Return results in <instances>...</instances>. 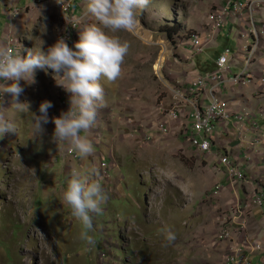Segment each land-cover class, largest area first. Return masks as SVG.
Returning a JSON list of instances; mask_svg holds the SVG:
<instances>
[{"label": "rangeland", "instance_id": "rangeland-1", "mask_svg": "<svg viewBox=\"0 0 264 264\" xmlns=\"http://www.w3.org/2000/svg\"><path fill=\"white\" fill-rule=\"evenodd\" d=\"M4 3L7 9L0 16V50L6 49L11 37L21 46V55L39 47L42 40L46 50L61 36L71 47L80 30L98 23L88 15L74 28L53 3ZM218 5L219 0H148L134 32L114 33L129 42L130 48L120 77L101 81L104 103L97 109L94 126L81 131L94 147L87 157L69 156V142L52 139L55 125L51 117L68 109L70 94L56 84L51 69L47 73L36 70L34 84L20 81L24 91L19 100L30 102L31 111L39 114L40 102L52 101L50 121L40 137L32 128L33 113L17 111L10 94L5 93L0 118L12 122L16 131L0 139V264H221L235 243L247 240L262 249L259 256L252 257L253 264H264V207L245 208L261 194L247 184L231 187L226 169L219 165L224 156L221 149L213 148L209 156L192 149L183 136L191 121L187 119L191 107L176 122L165 119L175 106H183L174 99L176 90H185L193 78L215 70L213 61L227 49L230 57L237 50L244 56L242 47L254 42L251 23L240 20L233 33L230 27L223 28L202 54H194L187 39L192 32L203 39L211 36L210 16ZM254 20L260 48L250 70L261 79L264 61H256L264 53V8ZM241 32L249 37L242 38ZM237 38L241 40L239 48ZM162 53L167 57L157 71ZM239 63L232 64L229 76L240 73ZM56 79L59 83L60 78ZM255 83L245 88L229 86L222 98L234 102V112H250L264 129L260 111L264 108V83L259 81L263 95L255 96L259 100L254 106L236 101L246 98ZM165 123L170 127L167 135L159 132ZM233 133L232 138L237 139L238 133ZM228 141L218 139V147L226 149ZM225 156L231 158L228 153ZM89 168H95L94 178L100 180L107 196L100 204L101 212L91 213V245L80 239L83 226L63 200L72 172ZM217 187L221 190L215 196ZM241 207L245 208L242 217ZM169 228L176 234L172 243L164 236ZM226 231L229 237L224 236Z\"/></svg>", "mask_w": 264, "mask_h": 264}, {"label": "clouds", "instance_id": "clouds-1", "mask_svg": "<svg viewBox=\"0 0 264 264\" xmlns=\"http://www.w3.org/2000/svg\"><path fill=\"white\" fill-rule=\"evenodd\" d=\"M57 2L61 3V0ZM147 3L148 0H88L85 12L98 23L80 30L79 39L73 42V46L70 47L61 36L46 50L43 40L39 47L27 49L24 55H21L22 50L19 54L0 50V103L4 102V94L7 93L17 111L33 113L32 128L40 137L44 125L50 121L48 109L53 107L52 101H41L39 114L31 111L30 102L19 100L24 91L20 81L34 84L36 70L47 73L51 69L56 84L70 94L68 109L62 110L59 116L51 117L55 125L52 139L56 143L69 142L81 158L89 156L94 147L86 136L81 135V131L94 126L97 109L104 103L101 81H115L120 77L121 66L130 48L129 42L122 41L114 33L119 30L134 32L139 12ZM57 77L60 78L59 83ZM15 131L12 122L0 118V139L6 133ZM95 175V168L73 171L63 192V200L83 226L80 239L89 245L94 243L93 236L89 234L92 229L91 213L99 214L100 204L107 199ZM164 236L168 243L176 239L175 232L170 228L165 230Z\"/></svg>", "mask_w": 264, "mask_h": 264}, {"label": "built area", "instance_id": "built-area-1", "mask_svg": "<svg viewBox=\"0 0 264 264\" xmlns=\"http://www.w3.org/2000/svg\"><path fill=\"white\" fill-rule=\"evenodd\" d=\"M33 1L38 5L55 4L67 23L71 24L74 28L78 20L88 18V14L85 12L88 0H61V3H58L57 0ZM262 8H264V0H219V5L210 16L211 36L203 39L200 33L192 32L187 39V43L190 45L194 54H202L208 48L209 44L218 38L223 28L230 23H233V25L239 23L237 21L240 20L251 23L252 30L249 32L255 37L254 42L242 47L244 56L237 50L235 55L230 57L232 53L227 49L217 59L216 70L195 77L185 90H181L185 92L179 90L174 92V99L178 102H183V106H175L173 110L166 113L165 119H167L168 122H176L179 118L185 117L187 108L190 110L191 107V111H189L187 115V119L191 121L186 125L183 136L186 137L192 149L200 154L209 156L213 153L218 125L221 124L227 130L232 118L235 120L234 130L238 133L240 141L246 139V133L248 131L246 126L248 125L256 134L255 138H253L248 145L255 149L260 144H264V129L254 120L251 113L248 111L240 113L233 112L228 100L222 98V94H224L229 86L232 88L236 86L245 88L256 81L254 85L259 84V81L264 83V78H256L255 74L250 70V67L255 62H253V55H255L257 49L260 48L254 15ZM82 9L84 12L81 17H78L77 15ZM76 10L77 12H75ZM241 37L248 38L249 33L241 32ZM239 41L241 40L239 39ZM7 43L6 49L13 52V54H19V50L21 52V46L13 38L10 37ZM242 58L243 60H241ZM239 60H241L240 63L238 62ZM236 63H239L242 68L240 73L229 76L232 73V64ZM4 97H6V94H4ZM3 108L4 102L0 103V112ZM159 132L163 135H167L170 132L169 124L165 123L162 125ZM68 154L69 156L75 157V159L78 158L72 149ZM248 157L249 154L247 153L245 155V160H248ZM237 162L238 161L235 159L232 160L228 156H223L219 159V165L226 169V176L231 187L249 183L243 171V166L241 167ZM101 168L104 170V173H106L107 165L103 163ZM255 188L256 194L261 195L254 196L251 201L247 203L245 207L247 210L264 207V183H260V185H257ZM216 190L217 191L214 193L215 196L220 194L221 187H217ZM245 208L241 207L239 210L241 217L245 213ZM241 227L244 229L245 224L243 223ZM229 233V231H226L224 236L228 235L227 237H229ZM234 245L237 246L221 264H253L251 260L252 257L262 250L258 243L253 244V242L249 240L244 244L235 243Z\"/></svg>", "mask_w": 264, "mask_h": 264}, {"label": "crops", "instance_id": "crops-1", "mask_svg": "<svg viewBox=\"0 0 264 264\" xmlns=\"http://www.w3.org/2000/svg\"><path fill=\"white\" fill-rule=\"evenodd\" d=\"M8 1H10V0H0V16H1V12L4 14V10L7 9V8L4 9V6H5L4 2H8ZM227 27H230V32L233 33L232 29L234 28V25L230 23L226 26V28ZM3 36H4V31H3ZM0 43H3V42L0 41ZM239 43H240V41L237 38V47L238 48H239ZM257 58L258 59H257L256 63H259L260 61H264V53L262 52L259 55V57H257ZM213 62L215 64L214 68L216 70V68H217L216 60ZM207 65L212 66V64H209V62H207ZM213 71H214V69H213ZM261 87L262 86L259 84H256L254 87L251 86V88H249V95L246 96V98L243 97L241 99H240V97H238L236 99V101H238V103L241 104V106H246L248 104L254 106V103H256L254 101L259 100V98L258 97L255 98V96L263 95L262 90L259 91V89ZM244 95H247V94H244ZM222 96L224 97L223 94H222ZM230 103L232 106L231 108L234 109L233 108L234 102H230ZM260 111L264 114V108L261 109ZM234 123H235V120H234V118H232L229 125H228L227 130L221 124L218 125L217 134L215 137V141H217V142H216L214 148L221 149L222 152L224 153V156L226 155V153H228L229 155H231V158L233 160L235 159L236 161H238L237 163L241 167L243 166L242 167L243 171L245 172L246 177L249 181L247 186H250V188L252 190H254V188L256 187V186H254V184H257L259 186L260 183L264 182L263 181L264 180V160H263L264 159V144H260L255 149H253L252 147H250L248 145V143L251 140H253V138H255V136H256L254 131L251 130L248 125L246 126L248 131L246 133V139L244 141H240L239 137L237 139L232 138L234 136L233 132L235 131L234 130ZM229 127H231L233 131L229 132V130H230ZM229 136H231L230 139H229ZM220 138H224V139L226 138L229 140L228 145L225 147L226 149H222V147H218V139H220ZM247 153L249 154V157H248V160H245V155ZM255 256H259V253L255 254ZM255 256H253V257H255ZM263 261H264V256L261 257V263Z\"/></svg>", "mask_w": 264, "mask_h": 264}, {"label": "bare ground", "instance_id": "bare-ground-1", "mask_svg": "<svg viewBox=\"0 0 264 264\" xmlns=\"http://www.w3.org/2000/svg\"><path fill=\"white\" fill-rule=\"evenodd\" d=\"M166 57H167V54L162 53V55L160 56L159 61L157 62L156 66H155V69L157 71H159L163 67V63L165 62Z\"/></svg>", "mask_w": 264, "mask_h": 264}, {"label": "trees", "instance_id": "trees-1", "mask_svg": "<svg viewBox=\"0 0 264 264\" xmlns=\"http://www.w3.org/2000/svg\"><path fill=\"white\" fill-rule=\"evenodd\" d=\"M218 58H219V57H218ZM218 58H217V59H218ZM216 61H217V60H216Z\"/></svg>", "mask_w": 264, "mask_h": 264}]
</instances>
